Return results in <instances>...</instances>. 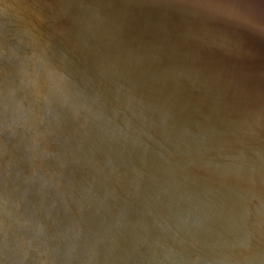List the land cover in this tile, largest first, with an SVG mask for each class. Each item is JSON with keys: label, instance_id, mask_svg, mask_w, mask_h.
<instances>
[{"label": "water", "instance_id": "1", "mask_svg": "<svg viewBox=\"0 0 264 264\" xmlns=\"http://www.w3.org/2000/svg\"><path fill=\"white\" fill-rule=\"evenodd\" d=\"M0 264H264V0H0Z\"/></svg>", "mask_w": 264, "mask_h": 264}]
</instances>
